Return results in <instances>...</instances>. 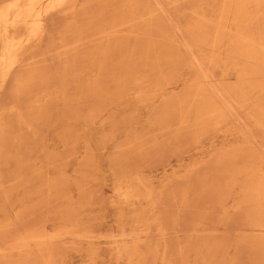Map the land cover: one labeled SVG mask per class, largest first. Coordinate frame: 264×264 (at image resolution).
<instances>
[{"label":"rangeland","instance_id":"374dc122","mask_svg":"<svg viewBox=\"0 0 264 264\" xmlns=\"http://www.w3.org/2000/svg\"><path fill=\"white\" fill-rule=\"evenodd\" d=\"M54 1L0 0V264H264V0Z\"/></svg>","mask_w":264,"mask_h":264},{"label":"bare ground","instance_id":"6f19581e","mask_svg":"<svg viewBox=\"0 0 264 264\" xmlns=\"http://www.w3.org/2000/svg\"><path fill=\"white\" fill-rule=\"evenodd\" d=\"M7 1H9V0H7ZM62 1L63 0H56V1H54V2H51V4H50V6H49V9L51 10L52 8H55V7H57L60 3H62ZM158 1V0H157ZM243 1V0H242ZM246 1V0H245ZM17 2H18V0H10V2H9V4H8V9L9 8H12V7H14L16 4H17ZM249 2V1H248ZM248 2H247V4H248ZM238 3H239V1H238ZM246 3V2H245ZM250 3V2H249ZM46 4H48V3H46ZM260 4V3H259ZM258 4V5H259ZM60 5H62V4H60ZM223 5V4H222ZM240 5H244L245 6V4L243 3V4H241L240 3ZM249 6V5H248ZM225 8V7H224ZM231 8V7H230ZM242 8H243V6H242ZM246 8V7H245ZM244 10V9H243ZM68 12V11H67ZM221 12V11H220ZM240 14H241V11H240ZM20 15H22V14H18V15H14L15 17L12 19V22H11V24H14V23H16L17 22V20L19 19V17H20ZM222 15V14H221ZM239 15V14H238ZM229 16V15H228ZM262 16V15H261ZM33 18V25H34V27H37V28H40V26H41V24H40V21H39V19H38V15L37 14H35V15H33L32 16ZM227 18V17H226ZM219 19V18H218ZM234 19H237L236 17L234 18ZM258 19V18H257ZM122 21V20H121ZM223 21V20H222ZM233 21V20H232ZM94 22V21H93ZM218 22V21H217ZM225 22V21H224ZM228 22V21H227ZM5 23H7V11H4V12H1L0 11V24H5ZM215 23V22H214ZM234 23V22H233ZM121 26V25H120ZM223 29V28H222ZM110 30H112V29H110ZM217 30V29H216ZM239 30V29H238ZM115 31V30H114ZM218 31V30H217ZM230 31H231V29H230ZM21 32V31H20ZM133 32V31H132ZM187 32V31H186ZM225 32V31H224ZM229 32V31H228ZM16 33V32H15ZM134 33V32H133ZM137 33H138V30H137ZM216 33H218V32H216ZM223 33V32H222ZM19 35V34H18ZM35 36H36V38H38V34H35ZM112 35H110V37H111ZM166 36V35H165ZM194 36V35H193ZM15 37V36H14ZM109 37V36H108ZM185 37H186V35H185ZM191 37V36H190ZM17 38V37H16ZM161 38H163V37H161ZM188 38V37H187ZM35 39V38H34ZM163 39H165V38H163ZM173 39V38H172ZM195 39V38H194ZM218 39V38H217ZM207 40V39H206ZM44 41V40H43ZM188 41V40H187ZM193 40H191V42H192ZM195 41H196V39H195ZM194 41V42H195ZM198 41H200V40H198ZM214 41L215 40H213V47H214ZM239 41V40H238ZM40 42V41H39ZM201 42V41H200ZM41 43V42H40ZM188 43H190V41L188 42ZM192 44V43H191ZM185 45H188V44H185ZM197 45H200V44H197ZM202 45V44H201ZM200 45V46H201ZM192 47H193V44L191 45ZM194 46H196V44L194 45ZM200 46H197V47H200ZM186 47V46H185ZM203 46H201V48H202ZM212 47V48H213ZM186 48H188V47H186ZM15 59V58H14ZM14 59L13 60H11V61H14ZM25 59V58H24ZM10 61V62H11ZM15 61H16V59H15ZM25 61V60H24ZM23 61V62H24ZM206 61V60H205ZM205 61H203V62H205ZM9 62V63H10ZM12 63V62H11ZM11 63H10V65H11ZM200 64V63H199ZM18 65V64H17ZM21 65V64H20ZM104 65V64H103ZM106 65V64H105ZM12 66V65H11ZM204 66H206V64L204 65ZM18 67V66H17ZM15 68H16V66H15ZM204 68V67H203ZM209 68V67H208ZM205 69V68H204ZM210 69V68H209ZM12 71V70H11ZM16 73V72H15ZM203 73H204V71H203ZM260 73V72H259ZM7 75V74H6ZM10 75V74H9ZM207 75V74H206ZM4 77H6V76H4ZM250 77V76H249ZM264 77V76H263ZM1 78H2V76H1ZM3 82H4V80H3ZM8 83V82H7ZM209 83V82H208ZM248 84V83H247ZM211 86V85H210ZM234 86V85H233ZM237 85H235L234 87H236ZM255 86V85H254ZM7 88V87H6ZM216 89V88H215ZM224 89V88H223ZM218 91V90H217ZM223 96V95H222ZM221 96V97H222ZM229 96V95H228ZM227 96V97H228ZM229 98V97H228ZM223 99H224V97H223ZM225 100V99H224ZM234 102V101H233ZM227 103V102H226ZM228 104V103H227ZM226 106H228V105H226ZM136 226V225H135ZM72 230V229H71ZM60 231V230H59ZM143 231V230H142ZM46 233V232H45ZM68 233V232H67ZM35 234V233H34ZM33 234V235H34ZM38 234H40V233H38ZM37 234V235H38ZM42 234V233H41ZM26 235L27 234H25L24 236L26 237ZM30 235V234H29ZM32 235V236H33ZM50 235V234H49ZM61 235V234H60ZM63 235V234H62ZM33 237H35V235L33 236ZM37 237V236H36ZM40 237H41V235H40ZM40 237H38L39 239H40ZM30 238H32V237H30ZM44 239H45V237H43ZM43 238H42V240H43ZM22 239L23 238H21V240L19 241L18 240V244H19V242H21L22 241ZM26 239V238H25ZM38 239V241H41V239L39 240ZM27 241H28V239H27ZM32 241H33V239H32ZM34 241H37L36 239L34 240ZM164 241V240H163ZM25 242H26V240H25ZM28 242H30V241H28ZM16 243H17V241H16ZM22 243V242H21ZM24 243V242H23ZM138 243V242H137ZM43 244V243H42ZM13 245V244H12ZM37 245V244H36ZM40 246V245H39ZM42 246V245H41ZM11 247V246H10ZM20 247V246H19ZM28 247V246H27ZM27 247H25V248H27ZM9 248V247H8ZM24 248V249H25ZM37 248H39V247H37ZM1 249V248H0ZM14 249H16V248H14ZM22 249V248H21ZM3 250V249H2ZM28 250V249H27ZM37 251V250H36ZM7 252H9V251H7ZM20 252V251H19ZM39 252V251H38ZM1 253V252H0ZM40 253V252H39ZM42 259V258H41ZM139 260V259H138ZM48 262V261H47ZM128 263V262H127Z\"/></svg>","mask_w":264,"mask_h":264}]
</instances>
